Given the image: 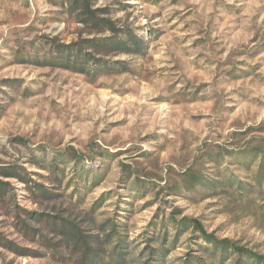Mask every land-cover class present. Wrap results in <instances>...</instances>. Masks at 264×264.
<instances>
[{"label": "rangeland", "instance_id": "obj_1", "mask_svg": "<svg viewBox=\"0 0 264 264\" xmlns=\"http://www.w3.org/2000/svg\"><path fill=\"white\" fill-rule=\"evenodd\" d=\"M262 148L264 0H0V264L264 253Z\"/></svg>", "mask_w": 264, "mask_h": 264}, {"label": "trees", "instance_id": "obj_2", "mask_svg": "<svg viewBox=\"0 0 264 264\" xmlns=\"http://www.w3.org/2000/svg\"><path fill=\"white\" fill-rule=\"evenodd\" d=\"M256 154H260L264 158V148L258 149ZM258 177H262L261 171ZM185 181L187 182L186 188L191 189L203 182V176L192 170L186 173ZM258 184L262 186L263 180L260 179ZM175 226L177 230L191 228L198 234V237L206 243L204 249L208 251L212 264H264V253L241 245L230 238L217 236L214 231H208L197 218L184 216L180 220L176 219ZM61 227L62 233L68 239L76 236L68 225H62ZM193 264H204V261L200 260L198 263Z\"/></svg>", "mask_w": 264, "mask_h": 264}]
</instances>
